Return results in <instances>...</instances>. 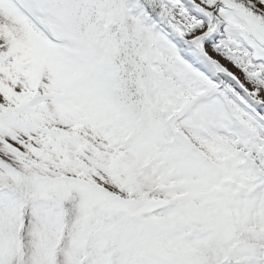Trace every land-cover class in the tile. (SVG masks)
I'll list each match as a JSON object with an SVG mask.
<instances>
[{"label":"snow or ice","instance_id":"1","mask_svg":"<svg viewBox=\"0 0 264 264\" xmlns=\"http://www.w3.org/2000/svg\"><path fill=\"white\" fill-rule=\"evenodd\" d=\"M0 264H264V0H0Z\"/></svg>","mask_w":264,"mask_h":264}]
</instances>
